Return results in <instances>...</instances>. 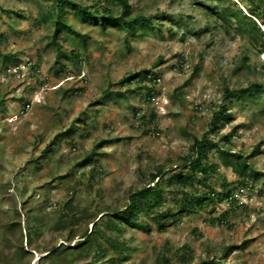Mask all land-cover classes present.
<instances>
[{"label":"rangeland","instance_id":"374dc122","mask_svg":"<svg viewBox=\"0 0 264 264\" xmlns=\"http://www.w3.org/2000/svg\"><path fill=\"white\" fill-rule=\"evenodd\" d=\"M77 1L99 5L112 0ZM128 1L133 13L153 17V28L136 35L117 27L103 31L69 9V20L89 35L85 49L76 35L60 34L66 50L81 53L79 70L57 53L52 29L43 19L54 0H0V33L5 36L0 43V252L15 264L12 254L21 244L18 221L23 245L32 251L24 264L29 258V264H39L45 255L30 248V234L40 250L72 245L64 241L68 230L55 228L66 214V201L74 200L89 213L123 207L128 192L147 184L157 166L175 170L193 138L211 129L214 111L225 103L234 119L211 137L246 154L258 148L249 160L260 171L259 178L248 186L240 184L216 150L210 153L220 165L211 184L222 192L225 177L237 207L217 201L205 210L179 213L173 198L182 193L170 179L171 170L159 179L164 207L175 212L164 219L166 227L160 229L143 216L148 229L127 227L119 233L128 240L127 249L108 245L101 263L164 264L165 256L171 264H187L181 258L189 251L191 264H264V98L223 102L225 84L235 88L264 80L243 61L248 56L252 65L261 67L264 53L258 54L259 44L252 43L236 20L228 26L212 13L210 0ZM215 3L246 13L258 5L264 8L261 0ZM137 71L158 77L155 83H142L153 86L151 98L139 90L138 82L118 83ZM69 127L72 134L52 142ZM225 135L228 139H222ZM85 157L91 161L81 165ZM206 190L197 184L188 191ZM225 213L226 222L219 223ZM87 219L80 231L92 229ZM29 223L39 224L38 229H29ZM228 246L232 248L224 251Z\"/></svg>","mask_w":264,"mask_h":264},{"label":"trees","instance_id":"16d2710c","mask_svg":"<svg viewBox=\"0 0 264 264\" xmlns=\"http://www.w3.org/2000/svg\"><path fill=\"white\" fill-rule=\"evenodd\" d=\"M214 4L210 6V11L218 14L219 18L228 26H233V21L239 23V27H244L248 33L252 43L259 44L260 48L258 54L264 53V29L262 25L264 22H259L260 19L264 21V8L260 5L256 9H250L246 13L241 8L231 11L229 8H224L221 4H216V1L210 0ZM264 5V0H261ZM69 9L73 10L75 15L83 22L100 27L101 30L106 31L110 27H117L126 32L139 34L147 28H153V17H149L143 13H133L132 5L128 0H112L99 5H86L77 0H54L53 8L49 10L43 17L44 21L51 27V41L55 45L58 54H63L71 64L77 69L81 70L83 59L81 53L76 49L66 50L60 42V34L65 31L76 35L83 47L88 46L89 35L76 29L73 23L68 18ZM168 19L173 20L172 16H167ZM5 36L0 33V43ZM15 55V54H14ZM244 64L252 71L260 73L264 76V64L252 65L249 57L244 56ZM66 68V64L62 65V69ZM61 70H58V72ZM158 77L151 72L143 71L129 72L118 83L125 84L129 82H138L139 90L146 91L149 98L152 96L153 86H142V83L149 81L151 83L157 82ZM153 85V84H152ZM142 88V89H141ZM109 93V89L105 90ZM243 101L258 100L264 98V80L253 79L246 86L232 88L225 84L223 90V102L233 99ZM2 98L0 97V102ZM155 114H152V118ZM145 116L143 120L145 121ZM234 119L232 112L222 104L214 111L210 126L211 129L201 136H195L189 150L181 157L175 170L166 168L165 166H157L156 172L150 174V180L147 184L139 188H134L128 192L127 200L123 207L120 208H97L96 212H85V209L79 207L74 200H68L64 203L66 214L59 217L55 224V228L65 227L68 234L64 241L73 243L72 245H65L60 243L49 248L39 249L34 246L33 238L30 234L28 243L30 248L36 249L40 252H45V255L40 257L39 264H102V259L105 258L108 250V245L116 250H126L128 240L121 238L120 234L127 227L132 230L141 229L146 230L150 226L149 220L145 217H151L160 229L166 227L164 219L170 215H175L173 207H164L166 205V195L164 188L161 185L160 178L163 175L169 174L171 170L173 173L170 179L175 187L181 188L182 196H175L173 198L174 207L179 213L198 212L205 210L208 206L214 205L217 201H230L236 208L238 200L234 194V190L229 188L227 179L222 178L223 191L216 190L211 184V178L218 173L220 165L212 162L210 153L216 150L223 163L227 167H231L240 179V184L248 186L252 181L259 178L260 171L249 160L251 156L258 153V148L254 147L250 154L243 151H234L232 148L222 147L218 140L211 137V133H219L220 129ZM74 132L73 128H67L64 132L57 134L52 142L57 140L60 135H70ZM222 139H228V135L222 136ZM264 142V140H263ZM99 144L96 145L98 147ZM49 148V147H48ZM48 148L46 151H48ZM91 161L84 158L81 165ZM197 184H201L207 188L201 193H193L188 190L195 188ZM228 214H223L219 219V223L226 222ZM87 219V223H92V229L88 228L80 231V224ZM212 221L215 222L213 219ZM20 232L21 244L13 252V260L15 264H24L26 258L32 255V251L27 250L23 245V234L21 222L16 223ZM37 228L39 224L29 223L28 227ZM114 233L107 235L106 231ZM228 246L224 251L231 249ZM15 258V259H14ZM31 258H29L30 263ZM193 255L189 251L185 254L181 261L183 263L191 264ZM164 264H171V260L163 256ZM0 264H12L11 258L4 251L0 252Z\"/></svg>","mask_w":264,"mask_h":264},{"label":"built area","instance_id":"2783aa9c","mask_svg":"<svg viewBox=\"0 0 264 264\" xmlns=\"http://www.w3.org/2000/svg\"><path fill=\"white\" fill-rule=\"evenodd\" d=\"M263 29H264V25H262Z\"/></svg>","mask_w":264,"mask_h":264}]
</instances>
